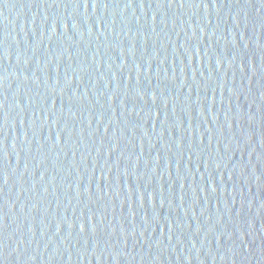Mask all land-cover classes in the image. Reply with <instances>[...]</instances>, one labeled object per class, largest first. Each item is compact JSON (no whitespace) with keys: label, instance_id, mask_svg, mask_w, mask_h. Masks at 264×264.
I'll list each match as a JSON object with an SVG mask.
<instances>
[{"label":"water","instance_id":"95a60500","mask_svg":"<svg viewBox=\"0 0 264 264\" xmlns=\"http://www.w3.org/2000/svg\"><path fill=\"white\" fill-rule=\"evenodd\" d=\"M0 264H264V0H0Z\"/></svg>","mask_w":264,"mask_h":264}]
</instances>
